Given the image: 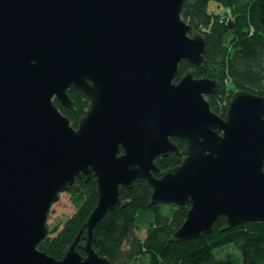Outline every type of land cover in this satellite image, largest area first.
<instances>
[{"label": "water", "instance_id": "water-1", "mask_svg": "<svg viewBox=\"0 0 264 264\" xmlns=\"http://www.w3.org/2000/svg\"><path fill=\"white\" fill-rule=\"evenodd\" d=\"M186 2L0 0V264H112L94 231L139 179L153 204L190 207L175 241L221 217L264 224V96L240 91L224 118L212 111L219 83L196 77L207 44ZM183 60L193 69L179 78ZM71 88L89 103L77 129L54 103L74 109ZM172 153L182 163L162 171ZM84 177L97 206L58 260L39 248L50 209Z\"/></svg>", "mask_w": 264, "mask_h": 264}, {"label": "trees", "instance_id": "trees-1", "mask_svg": "<svg viewBox=\"0 0 264 264\" xmlns=\"http://www.w3.org/2000/svg\"><path fill=\"white\" fill-rule=\"evenodd\" d=\"M219 7L222 11L217 12ZM182 18L206 40L205 62L196 77L219 83L216 93L207 96L212 111L224 118L232 97L240 91L264 96V0H187ZM191 69V63L183 60L179 78ZM68 93L74 101L75 115H68L57 100L54 103L73 126L85 114L87 103L75 88ZM173 141L180 151L185 148L183 141ZM183 159V154L172 153L156 163L167 171ZM69 189L77 195V212L65 222L63 230L48 236L39 246L58 260L85 228L98 201L95 178H79ZM121 199L94 231L95 250L112 264H264V224L250 222L228 229L226 217H221L211 234L175 241L173 237L184 225L189 206L153 204L151 190L143 179L137 180L132 189L122 188ZM85 241L84 237L78 248L83 256ZM226 250L230 252L220 257Z\"/></svg>", "mask_w": 264, "mask_h": 264}, {"label": "rangeland", "instance_id": "rangeland-1", "mask_svg": "<svg viewBox=\"0 0 264 264\" xmlns=\"http://www.w3.org/2000/svg\"><path fill=\"white\" fill-rule=\"evenodd\" d=\"M220 11L222 10L219 7L217 9V12ZM83 101L87 103L86 108H88L89 103L84 99ZM76 197H77L76 193L73 190L71 191L69 189L68 191L61 193L59 200L52 205L47 221L49 228L48 236L51 237L56 236L59 231L63 230L65 222L75 215V213L77 212ZM54 230H58V231L54 232ZM226 252H230V250L220 252L219 256L222 257L223 255H225ZM147 263H148L147 261L145 262L143 261L142 264H147Z\"/></svg>", "mask_w": 264, "mask_h": 264}, {"label": "flooded vegetation", "instance_id": "flooded-vegetation-1", "mask_svg": "<svg viewBox=\"0 0 264 264\" xmlns=\"http://www.w3.org/2000/svg\"><path fill=\"white\" fill-rule=\"evenodd\" d=\"M84 99V98H83ZM58 101V100H57ZM73 101V100H72ZM55 102V101H54ZM59 103H60V101H58ZM73 103H74V101H73ZM61 104V103H60ZM56 105V104H55ZM62 105V104H61ZM89 105V104H88ZM63 106V105H62ZM64 107V106H63ZM65 109H66V112H67V114L69 115V114H71V115H75V105H74V109H68V108H66V107H64ZM67 118H69L68 116H66ZM81 118V117H80ZM79 118V119H80ZM78 122H79V120H78ZM78 122H77V124L76 125H73V127L75 128V129H77L78 128Z\"/></svg>", "mask_w": 264, "mask_h": 264}]
</instances>
